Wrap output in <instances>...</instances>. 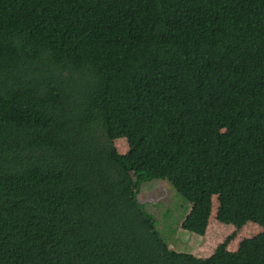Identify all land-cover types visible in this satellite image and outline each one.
I'll use <instances>...</instances> for the list:
<instances>
[{
    "label": "trees",
    "instance_id": "1",
    "mask_svg": "<svg viewBox=\"0 0 264 264\" xmlns=\"http://www.w3.org/2000/svg\"><path fill=\"white\" fill-rule=\"evenodd\" d=\"M155 179L263 231L177 251ZM0 264H264V0H0Z\"/></svg>",
    "mask_w": 264,
    "mask_h": 264
},
{
    "label": "rangeland",
    "instance_id": "2",
    "mask_svg": "<svg viewBox=\"0 0 264 264\" xmlns=\"http://www.w3.org/2000/svg\"><path fill=\"white\" fill-rule=\"evenodd\" d=\"M114 143L120 153L128 151L126 138H117ZM172 192L174 193V190L166 181L155 179L142 185L139 190V197L140 202L155 216L157 228L163 237L166 239L173 238L170 245L177 251L190 252L196 257L205 258L210 256L222 243H226L228 249L236 250L243 239L263 231L262 225L252 221L243 226L219 221L216 216L218 196L215 195L212 212L204 234L191 232L178 224L176 207L179 206L180 200L177 196L173 197ZM167 209L169 210L166 211ZM175 229L177 231L174 237Z\"/></svg>",
    "mask_w": 264,
    "mask_h": 264
}]
</instances>
